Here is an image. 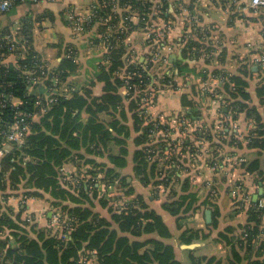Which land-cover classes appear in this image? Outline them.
I'll list each match as a JSON object with an SVG mask.
<instances>
[{
  "label": "trees",
  "instance_id": "trees-1",
  "mask_svg": "<svg viewBox=\"0 0 264 264\" xmlns=\"http://www.w3.org/2000/svg\"><path fill=\"white\" fill-rule=\"evenodd\" d=\"M57 1L46 4L52 3V7ZM179 1L174 3L178 5ZM116 2L127 16H138L143 28L155 20L153 0L96 1L98 10L85 22L84 32L95 28L98 40L108 46L107 63L102 64L98 74V80L104 83L101 95H94L90 88L83 92L73 89L55 94L54 102H48L46 97L39 101L35 87L40 82L28 88L27 80L28 75H43L41 56L33 45L32 16L22 19L21 30L30 40L26 58L0 65V144L6 142L1 130L9 131L16 122V109L4 100L7 93L13 92L23 101L20 108L27 113L25 122L29 125L25 143L15 144L0 164V232L9 230L17 241L16 247H7L10 235L0 239V264H185L177 254L175 235L163 214L136 192L130 178L153 186L152 200H159L160 208L177 217L179 228L195 215L200 204L212 211L214 220L210 226L217 228L221 216L219 205L214 202L216 183L201 182L197 165H191L193 161L201 168L208 165L214 170L221 164L227 167L235 163L245 173L254 175V184L264 186V114L258 110L260 102L264 104V79L255 87L260 100L256 104L251 91V65L244 64L245 69L230 73L212 68V27L200 21L193 26L185 15L183 21L179 6L173 14L168 0L160 1L158 16L181 30H174L175 34L167 37L178 57L173 66L168 60L171 56L168 57L171 70L163 66L169 53L164 54L165 58L153 59L155 54L149 51L141 60L128 43L135 27L129 23V32H123L116 22ZM195 2L192 0L191 9L197 7ZM222 2L237 10L231 13L233 19L248 15V11L238 9L235 0ZM44 13L51 21L57 20L56 11L47 7ZM158 43L161 39L145 40L148 50ZM70 48L73 52L68 53ZM256 52L262 51L252 49L250 53ZM193 63L203 66L198 69ZM78 67L76 47L69 46L53 72L62 84ZM51 77L47 79L50 84ZM215 77L221 85H213ZM204 82L213 86L203 91ZM167 89L179 92L176 104L183 109H172L173 116L147 112L153 104H160V95ZM204 95L222 105L224 116L218 122H210V106L203 105ZM198 107L208 111L204 118H195L199 116ZM243 113L253 121L244 138L231 131V122ZM184 117L198 126L203 122V131L191 128L193 139L178 137L179 130L164 132L175 125L174 121L187 132ZM220 124L223 126L216 131ZM232 147L247 150L246 155L227 160L226 155L237 154ZM131 152L133 175L124 172ZM68 163L77 167L70 177L64 174ZM198 183L209 187L202 203L200 187L194 188ZM231 186L241 195H252L245 182L233 181ZM12 196L48 200L52 207L48 225L40 227L33 214L26 219L22 218V211L15 214L6 204ZM259 197L264 198V193ZM237 198L234 196L233 200L238 205L241 201ZM246 214L245 222L229 224L218 233L217 240L231 248L227 259L197 256L194 249H189L190 263L264 264V207L259 199H252ZM56 215L60 218L58 223L53 222ZM182 230L179 240L185 244L207 238L203 228L187 226Z\"/></svg>",
  "mask_w": 264,
  "mask_h": 264
},
{
  "label": "crops",
  "instance_id": "crops-1",
  "mask_svg": "<svg viewBox=\"0 0 264 264\" xmlns=\"http://www.w3.org/2000/svg\"><path fill=\"white\" fill-rule=\"evenodd\" d=\"M96 1L97 0H60V2H55V5H53L52 7H50L52 3L47 5L48 3L46 4V2L41 4H22L18 5L14 10H12V12L14 11V14L11 16V22L16 23L20 18L24 19L26 18V16H32V18L35 19V23L31 28L33 34V45L35 50L41 56L40 58L42 62L45 63L50 73L58 68L63 56L66 55L67 48L69 46L76 47V60L79 64L78 70L72 73L68 77L66 82H63L60 85V92H71V90L73 89L83 92L84 89L90 88L92 89L93 94L96 96H99L103 93L104 83L98 80V74L101 70L102 64L107 63L105 53L108 50V46L106 45L105 41L98 40L99 34L95 28L91 31L84 32V35L75 34L69 21V15L72 12L89 14L92 10V7L96 4ZM160 1L161 0H153L155 20L152 21V23L149 24L146 28L142 27L140 18L138 16H127V13L124 12L125 10L118 9L117 7L119 5V2L115 3L117 13L115 17L116 22L118 23L119 27L123 29V32H129V23L133 25V28L135 27V29L131 31L132 34L128 37V43L130 44V48H132L133 51L137 52L138 57H140L141 60L145 59L143 56L144 53H149V51L151 52V50H148L146 48L145 40L150 37L149 32L152 29H156L158 37H161L159 38L161 39V43H158V45H156L154 49L161 51L163 53V57L164 54L169 53L167 58L164 57L166 60V64L163 65H166L165 67L169 69L171 65L173 66V62L177 59L178 53L174 51V45L168 42L167 37H171L172 34H175L174 30H176L177 33H180L181 30L177 27L174 28V26H171V28L167 29L170 24H166V21L158 16L159 13H161L159 12V9H161ZM168 1L171 3L170 12L172 13L176 9V6H179V8L181 9L180 15H183L181 16L182 20L183 17L185 18V16H187L188 12H191L193 15H196V17L200 19V24L202 23V25H205L206 27H212V36L210 37V39H212V43L215 48V51H213L214 58L211 62L212 68L219 67V69L222 68L226 70L227 73H230L229 71L239 72L241 69H245L246 67L243 66L244 64L248 63L249 65H251V68L254 71L253 78L251 79V91L253 93L252 97L254 103L259 104L260 100L255 93V87H258L264 79V65L257 61L258 52H250L252 49H255L264 53V10L261 8H249L247 10L248 12L246 14L248 15L246 17H237L233 19L231 17V13L237 12V10L229 6L228 8L222 2L224 0H196L194 5L197 4V7L194 9H191L192 0H180L178 5L174 3L175 0ZM236 5L242 12L240 6L243 4L236 3ZM47 7L56 11L57 20L55 22L51 21L48 16L45 15L46 13L44 12ZM168 10L166 12H168ZM231 18L233 20H231ZM46 19L49 20L47 22L48 24H46ZM187 22H189L188 19ZM178 23H180V20H178ZM161 33H164L166 37L165 40H163V36ZM164 45H171L173 50H163L162 46ZM223 54H225V56H223ZM169 56L171 57L168 59ZM92 58H94V60L91 62ZM167 59L170 61V66L167 65ZM17 61L18 58L16 57V55L10 57V62L16 63ZM192 65L197 66L198 69L203 66L202 64L194 63ZM221 84L222 83L220 79L213 80V85L217 86ZM49 85V82H47L46 80H42V82H40L37 87H35V90L38 94H45V92L49 89ZM178 94L179 92H174L173 90H165L164 93L160 95L161 99L159 100L160 104L161 102H163V104H153L149 113L153 112L155 115L160 116H173L172 109H183L178 104H176V95ZM220 97H223V95L221 94ZM202 102L203 105L208 104L210 106V122H218L221 119L220 117L224 116V111L222 110V105H220L219 100L209 99L204 95ZM224 110L227 111V109ZM258 110L264 114V104H261V102L259 104ZM196 111L199 113V116H195V118H204L206 114H208V111H203L202 108L199 107L196 109ZM238 117L239 118L237 120H233L231 122V131L236 133V136H241L242 138H244L248 130L252 128L253 121L246 117L244 113L240 114ZM182 122H184L188 126L186 130L188 132L187 136V132L184 133L183 130H180V126H178L179 123H177L176 121H174L173 123L175 125H172L171 128L167 127L164 132L168 131L167 134H170V131L174 133V131L179 130L180 132L178 131V137L186 138L190 136L193 139L190 133L191 128L195 127L197 132L200 133L203 131V122L200 126H198L195 125V121H192L188 117H184L182 119ZM222 126L223 125L221 124L218 125V129H216V131H219ZM132 146L133 145H131L130 147ZM231 150H236L237 154L226 155V158L229 161L232 159V157L234 159L235 157H242L243 155L245 156L247 151L245 149L238 150L234 147H232ZM250 154L251 153H249L248 155ZM262 158L264 160V152ZM103 160L107 159L105 158ZM191 165L194 167L197 165L201 182L202 180H206V183L214 182L217 185V195H214L216 196L214 198V202L219 205V210L221 213L217 228L210 226V224L207 222L206 211L210 208H207L203 204H200V207L193 217H189L184 221V227L179 228L177 217L160 208V205L158 204L159 200H152L155 196L152 185H144L138 178L134 180L133 178H130V181L133 182V185L136 188V192L143 194L146 200H148V202L152 206L156 207L163 214L166 222L175 235L173 242L175 243L177 254L185 264H191L189 260V248L184 247L185 243L180 242L179 237L183 231L182 229L186 228L187 226H191L194 228H203V230H205V233H207V238L194 242L200 243L197 247L193 248L194 254H196L197 256L215 255L217 257H223L224 259H227V255L225 256V254H227V247H225L223 242L217 240L218 233L227 225H238L245 222L247 218L246 213L244 214L242 219L237 218L236 220L234 218V193L231 186L233 181H238L240 183L241 181L242 183L245 182V185L252 193L254 198L255 195H262L260 192L261 189L264 188V186L254 184L253 182L255 181L252 180L254 179V175L245 173L241 168L235 166V163L230 164L227 167L221 164L216 168V170L210 168V166L208 165L201 168L200 166H198L199 163L195 161H193ZM133 166V152H131V155L129 157V165L124 168V172L133 175ZM223 167L225 168L223 169ZM76 171L77 167L73 163L66 164V167L64 168V174L69 177L75 174ZM220 184L222 185V187ZM194 188L200 189L198 193L200 202L202 203L206 199L205 196L207 195L206 192L209 190V187L200 186V183H198ZM6 204L10 209H12L15 214L22 211L21 214L23 219H26V217H31V214H33L35 218L34 222L40 227L47 226L48 220L51 218L52 207L50 205V202L46 199H28L25 204H22L21 199L12 196L8 198ZM213 220L214 217L212 215V222ZM9 233V230L0 232V239L6 238ZM10 238L11 240L7 242V247H16V239L12 235H10ZM89 264L92 263L90 262Z\"/></svg>",
  "mask_w": 264,
  "mask_h": 264
},
{
  "label": "built area",
  "instance_id": "built-area-1",
  "mask_svg": "<svg viewBox=\"0 0 264 264\" xmlns=\"http://www.w3.org/2000/svg\"><path fill=\"white\" fill-rule=\"evenodd\" d=\"M53 1H57V0H0V14L10 13L18 5H22V4H41L44 2H53ZM235 2L239 4H243L240 6V9L242 11H247L249 8L251 9L261 8L264 10V0H235ZM97 10H98V7L94 5L89 14H81V13H76V12L70 13L69 21L71 23L73 32L75 34L82 35L86 29L85 22L90 21L92 19V16ZM187 18L189 19V23H191L193 26H195L197 22H199L200 20L198 17H196V15H193L191 12H188ZM169 28H171V25L167 27V29ZM161 34L163 36V40H165L166 37L164 33H161ZM149 36L151 40H154V39L157 40L161 38V37H158V33L156 29H152L149 32ZM29 46H30V40L29 38L26 37V35H24L21 28L16 29V30L9 29V31L0 32V65H10V63H12L10 62V57H13L14 55H16L18 60L26 58L27 50ZM162 49L169 50V51L173 50L171 45H164L162 46ZM71 52H73L72 48L69 49L68 53H71ZM150 53L155 54L153 59L163 57V53L156 49H152ZM257 61L261 63L262 65H264V53L258 52ZM39 66L42 70L43 75L38 76V77H33V76L28 75L27 80L30 83L29 84L30 86H28V88H31V84L42 82V80L47 81V78L51 75L53 85L52 84L49 85V89L45 92V94L39 93L40 94L39 101L42 102L43 98L46 97L48 102H54L57 100L55 94L60 92L59 85L61 84V82L59 81V77L57 76L56 72L50 73L44 62H41ZM216 79H218V77H215V80ZM211 86L213 85L212 84L208 85L207 82H204L202 89L203 91H205L207 90L208 87H211ZM4 100L7 103V105L12 106L13 108L16 109V113H15L16 122H14L11 125V128L9 131H6L5 129L1 130V133H3L6 137V142H4L3 144H0V164H1V160L4 154L10 151V149L15 144L23 145L25 143V137H26L27 132L29 131V125L28 123L25 122V116L27 115V113L21 110L20 108L23 101L20 98H18L13 92L7 93L5 95ZM149 111L150 109L147 112ZM233 193H234L233 195L235 197H238L237 199L241 201L242 206L246 205V203L247 205H249L252 199L254 198L253 195H251L250 193H243L241 195V192L238 189H234ZM254 200L256 199L254 198ZM27 201H28L27 197L21 199L22 204H25ZM259 204L260 206L264 207V198L259 199ZM59 220L60 218L58 215H56L53 218L54 223H58Z\"/></svg>",
  "mask_w": 264,
  "mask_h": 264
},
{
  "label": "rangeland",
  "instance_id": "rangeland-1",
  "mask_svg": "<svg viewBox=\"0 0 264 264\" xmlns=\"http://www.w3.org/2000/svg\"><path fill=\"white\" fill-rule=\"evenodd\" d=\"M14 14V11L11 12V13H8V14H0V32L4 31H9V29L11 30H16V29H19L22 27L23 25V20L20 18L16 23L15 22H11V16ZM49 20L46 19V24H48ZM22 29V28H21ZM94 60V58H92L91 62ZM221 185V184H220ZM222 187V185H221ZM260 199V197H258ZM249 205H246L245 206H242V204H238L235 202V200L233 201V207L234 208H238V210L235 211V219L237 220L238 219H242L244 214L246 213L247 211V208H248ZM225 245V244H224ZM227 247V254H225V256L227 255V257L230 255V252H231V248L229 246H226Z\"/></svg>",
  "mask_w": 264,
  "mask_h": 264
},
{
  "label": "water",
  "instance_id": "water-1",
  "mask_svg": "<svg viewBox=\"0 0 264 264\" xmlns=\"http://www.w3.org/2000/svg\"><path fill=\"white\" fill-rule=\"evenodd\" d=\"M261 194L264 193V188L261 189ZM259 197V195H255V198L257 199ZM206 218H207V222L211 223L212 222V211L210 209H208L206 211ZM200 243H191V244H184V247L189 248V249H193L195 247H197Z\"/></svg>",
  "mask_w": 264,
  "mask_h": 264
}]
</instances>
